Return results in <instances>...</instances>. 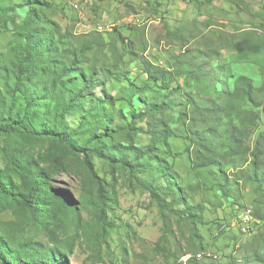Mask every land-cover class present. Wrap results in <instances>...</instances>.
<instances>
[{"label": "trees", "instance_id": "obj_1", "mask_svg": "<svg viewBox=\"0 0 264 264\" xmlns=\"http://www.w3.org/2000/svg\"><path fill=\"white\" fill-rule=\"evenodd\" d=\"M21 7L26 12L17 24L10 16L15 7L0 5V27H12L8 55L0 54V214L11 211L26 221H0V264H66L65 257L72 253L79 234L80 214L66 192L53 188L55 178L77 182L78 199L95 208L100 235L111 230L105 208L110 210L117 203L120 173L134 180L158 211L162 227L155 251L170 252L174 220L186 225L191 243L189 251L180 248L178 258L203 251L198 233L202 209L188 205L172 165L163 157L171 152L169 140L174 136L170 116L176 113V124L185 131L187 142L183 153L174 157L186 154L193 169L216 168L224 177V168H237L236 162L242 161L247 170H237L238 178L246 176L261 192L264 130L258 131V121L260 115L264 117L262 90L245 76L236 77L232 91L219 88L215 73L204 67L226 48L252 50L246 47L249 40L218 33L216 42L205 47L186 49L189 42H177L180 52L170 57L168 68L136 57L147 80L163 90L148 98L144 87L129 83L131 95L143 106L136 110L131 97L115 99L104 91L99 98L94 95L96 77L112 76L107 64L99 60V52L106 46L113 64L122 63L126 55L134 54L130 41L115 29L108 43L99 32L76 35L62 29L52 18L53 5L46 0H21ZM175 79L179 82L172 87ZM198 87L208 96L206 106L193 97ZM87 97L93 102L88 111ZM118 100L126 102L130 112L124 117L118 111L115 122L107 106L114 107ZM76 114L81 119L71 129L67 119ZM139 135L149 139L145 149L135 143ZM94 159L107 167L109 181L98 177ZM148 173L157 174L163 184L140 182L138 176ZM261 199L253 217L263 223V194ZM37 231L46 236L51 248L29 235ZM200 253L204 252L196 254ZM262 257L251 252L247 263L263 262ZM186 262L199 260L192 256Z\"/></svg>", "mask_w": 264, "mask_h": 264}, {"label": "rangeland", "instance_id": "obj_2", "mask_svg": "<svg viewBox=\"0 0 264 264\" xmlns=\"http://www.w3.org/2000/svg\"><path fill=\"white\" fill-rule=\"evenodd\" d=\"M54 9L52 18L62 29L70 30L76 35H87L99 32L105 43L111 41L110 34L120 33L133 44V55H126L123 62L111 61L112 53L106 46L99 52L111 71L108 79L99 74L95 79V97H101L102 91L115 99L132 98L136 110L142 109L136 96H132L129 83L144 87L145 96L150 98L162 94L153 83L147 80L142 72L138 59L144 58L153 65L168 68L170 57L180 52L179 44L188 45L186 49L205 47L215 43L216 37L226 34L241 36L247 41L248 48L238 51L235 47L222 50L216 59L205 63L207 71L215 73L218 87L233 90L238 76L248 77L255 88L264 93V0H46ZM0 5L15 7L10 16L20 24L26 9L21 7V0H0ZM246 34V36H245ZM12 36V27H0V54L8 55V44ZM211 39V40H210ZM117 53L121 52L120 45ZM179 79L171 82L174 87ZM259 98L263 100L264 94ZM193 97L201 106L208 104L206 92L198 87ZM86 110H91L93 102L85 99ZM115 122L118 111L128 117L130 109L126 102L118 100L114 107L107 106ZM81 115L69 116L71 129H75ZM240 122L235 121L234 124ZM258 131L264 130V117H259ZM170 125L174 136L169 140L171 152L164 159L172 165L179 184L184 189V198L190 206H200L202 224L198 233L202 238L203 251H193L183 258H178L180 248L189 251L187 227L172 222L175 238L170 241V252L161 254L154 250L155 243L161 236V220L158 211L145 191L124 173L117 177V203L112 209L105 208V218L112 224L111 230L100 235L97 224V213L91 202L82 203L78 199L79 189L75 181L66 177L55 178L53 188L58 187L74 201L80 219L79 234L71 254L65 257L66 264H187L192 256L205 255L196 264H249L251 252H259L264 264V222L253 217L254 222L248 233H240L236 223H243L242 211L250 206L253 210L261 208V194L264 195V184L259 192L255 185L241 176L237 170H247L242 161L236 162L237 168H224L225 177L216 168L193 169L189 157L181 154L187 145L185 131L176 124V113L170 116ZM137 146L145 149L149 144L147 136L139 135ZM163 150L162 147H160ZM264 149V140H263ZM98 177L110 180L107 167L97 159L93 160ZM140 182L155 180L162 185L155 173L138 176ZM256 213V212H255ZM3 223L23 221L11 211L0 214ZM24 220L23 222H25ZM36 243L51 248V243L41 232L29 233ZM59 237V236H58ZM199 252H204L196 254ZM210 255V256H208Z\"/></svg>", "mask_w": 264, "mask_h": 264}, {"label": "built area", "instance_id": "obj_3", "mask_svg": "<svg viewBox=\"0 0 264 264\" xmlns=\"http://www.w3.org/2000/svg\"><path fill=\"white\" fill-rule=\"evenodd\" d=\"M253 214L254 213H251L250 211V206L245 207L242 211L241 216H243V223H236V226L241 233L246 234L249 232V229L254 222Z\"/></svg>", "mask_w": 264, "mask_h": 264}, {"label": "bare ground", "instance_id": "obj_4", "mask_svg": "<svg viewBox=\"0 0 264 264\" xmlns=\"http://www.w3.org/2000/svg\"><path fill=\"white\" fill-rule=\"evenodd\" d=\"M251 210V209H250ZM252 212V211H251ZM243 221V220H242ZM203 256H205V255H198L197 257H198V259H201V258H203ZM208 256H210V255H208Z\"/></svg>", "mask_w": 264, "mask_h": 264}]
</instances>
